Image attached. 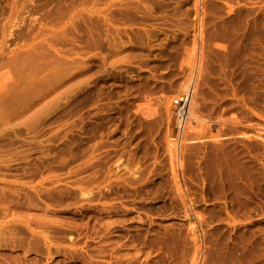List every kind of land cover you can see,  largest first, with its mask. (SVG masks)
<instances>
[{"label": "rangeland", "instance_id": "rangeland-1", "mask_svg": "<svg viewBox=\"0 0 264 264\" xmlns=\"http://www.w3.org/2000/svg\"><path fill=\"white\" fill-rule=\"evenodd\" d=\"M0 264H264V0H0Z\"/></svg>", "mask_w": 264, "mask_h": 264}, {"label": "bare ground", "instance_id": "bare-ground-1", "mask_svg": "<svg viewBox=\"0 0 264 264\" xmlns=\"http://www.w3.org/2000/svg\"><path fill=\"white\" fill-rule=\"evenodd\" d=\"M185 88V87H184ZM183 95H187V93H183ZM189 97H190V95H189ZM189 100H190V98H189ZM189 102V101H188ZM189 104V103H188ZM187 104V107H186V111H187V109L190 107L189 105ZM176 109V108H175ZM177 112V111H176ZM175 112V113H176ZM189 114H190V112H189V109H188V112H187V117H189ZM178 115V114H177ZM186 117V116H185ZM187 117H186V119H187ZM177 118H179V117H176V119ZM184 120H185V118H183ZM175 121H177V120H175ZM180 122V121H179ZM179 122H177V123H179ZM182 122V121H181ZM184 123V122H183ZM184 125H186V122L184 123ZM184 131V130H183ZM182 134H183V132H182ZM181 134V135H182ZM178 136V135H177ZM181 137V136H180Z\"/></svg>", "mask_w": 264, "mask_h": 264}]
</instances>
